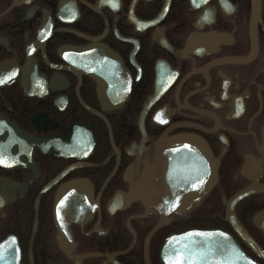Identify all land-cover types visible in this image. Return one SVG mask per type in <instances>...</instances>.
I'll use <instances>...</instances> for the list:
<instances>
[{
  "label": "flooded vegetation",
  "instance_id": "af4514ba",
  "mask_svg": "<svg viewBox=\"0 0 264 264\" xmlns=\"http://www.w3.org/2000/svg\"><path fill=\"white\" fill-rule=\"evenodd\" d=\"M161 137L165 202L129 199ZM0 160V264H163L189 229L264 264V190L229 202L264 188V0H0Z\"/></svg>",
  "mask_w": 264,
  "mask_h": 264
},
{
  "label": "water",
  "instance_id": "95a60500",
  "mask_svg": "<svg viewBox=\"0 0 264 264\" xmlns=\"http://www.w3.org/2000/svg\"><path fill=\"white\" fill-rule=\"evenodd\" d=\"M26 136L28 135L26 134ZM171 142L172 144L186 145L187 148L196 147L193 151L185 148L184 152L194 153L192 157L198 163L197 168L200 172H197L196 175L193 172L184 175L178 174L176 177L181 178V185H188L190 181L192 188H196V195L204 193L207 187L216 180L215 166L212 172L209 171L211 159L206 146L203 142L201 144L191 136H175ZM157 148L158 151L154 156V161L145 165L138 183L130 188L129 199L140 198L145 203L150 201L155 205H162L165 202V137L159 139ZM175 152L179 153L177 150H172L170 161L173 160L172 155ZM192 157H190V160ZM180 160L187 161V157ZM194 179H196V184ZM0 184L5 186L3 181ZM258 190H264V188H252V186L244 188L234 193L229 202L235 203L245 195ZM255 220L256 224L264 231V210L256 215ZM170 241L176 243L175 250L170 245L164 246L161 256L163 264H257L255 260L240 249L233 237L220 229H189L181 231L177 237L170 239ZM244 241L260 257L264 255L263 251L249 236L244 237Z\"/></svg>",
  "mask_w": 264,
  "mask_h": 264
},
{
  "label": "snow or ice",
  "instance_id": "6c2138e0",
  "mask_svg": "<svg viewBox=\"0 0 264 264\" xmlns=\"http://www.w3.org/2000/svg\"><path fill=\"white\" fill-rule=\"evenodd\" d=\"M157 118L159 119L160 117L158 116ZM0 163H4V161L0 160ZM201 183H203V181H201ZM194 187H196V185H194Z\"/></svg>",
  "mask_w": 264,
  "mask_h": 264
}]
</instances>
